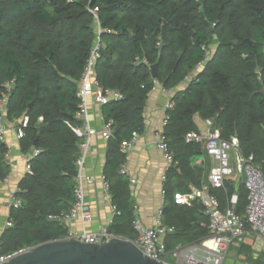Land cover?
Segmentation results:
<instances>
[{
  "label": "trees",
  "instance_id": "16d2710c",
  "mask_svg": "<svg viewBox=\"0 0 264 264\" xmlns=\"http://www.w3.org/2000/svg\"><path fill=\"white\" fill-rule=\"evenodd\" d=\"M97 36L101 50L95 79L103 90L122 95L101 106L105 123L112 122L103 167L115 208L109 232L136 237L129 181L120 172L126 161L120 143L144 128L155 63L156 81L166 90L202 65L187 87L172 95L162 132L175 163L164 182L163 207L174 235L194 240L208 231L198 224L207 219L202 203L174 201L176 192L189 191L182 178L201 184V171L191 163L202 147L185 140L187 132L197 130L195 114L212 119L222 139L237 134L242 155L252 156L264 174V0H0V91L13 81L6 118L27 117L25 126L19 124L22 149L38 138V152L16 193L21 205L11 209V225L0 236L2 254L66 234L62 222L47 218H61L72 202L81 138L71 126L81 124L77 92ZM118 123L122 126L115 131ZM6 150L0 138V180L9 173ZM231 183L224 180V188L213 191L222 207L233 191ZM246 205L242 183L236 213L243 216Z\"/></svg>",
  "mask_w": 264,
  "mask_h": 264
},
{
  "label": "built area",
  "instance_id": "2783aa9c",
  "mask_svg": "<svg viewBox=\"0 0 264 264\" xmlns=\"http://www.w3.org/2000/svg\"><path fill=\"white\" fill-rule=\"evenodd\" d=\"M92 12L95 14V10ZM100 50L101 43L99 36H97L84 67V72L80 78V87L77 92L81 101L76 116L81 121V124L71 126V129L81 138L79 144L80 153L75 159L76 175L72 192V202L63 214V219L67 224V232L63 238H74L84 243L95 244L107 242L114 237H121L109 232L107 227H102L95 231L86 230L84 227L78 230L70 227V224L77 218H80L84 225L90 221V216L87 213L84 201L83 182L85 180L91 182V178L83 177L82 168L90 139L98 133L89 123L87 95L90 92L89 80L93 73V66L99 56ZM139 59L138 56L134 57L135 61ZM153 80L155 85L159 84L156 79L153 78ZM12 84L13 81L6 82L4 90L0 91L1 139H4L5 134V127L2 121L3 114L5 113L8 92L11 90ZM95 86L97 90L94 95V100L100 105L107 103L109 100H119L122 97L118 92L109 89L103 90L99 87L96 80ZM172 107L173 102L170 99L167 100L165 110ZM166 122L167 116L165 115L164 124ZM26 123L27 117H24L21 125L25 126ZM111 125V121L105 124L104 129L100 132L103 137L108 138L111 135ZM16 132L17 138L20 139L23 135L22 128L18 127ZM138 136L139 133L133 131L129 139L123 140L120 143L121 152L126 155L127 151L133 147ZM185 140L204 144L206 154L210 156L213 164L207 176V184H204L200 189H193L188 193H175L174 201L177 204L190 205L193 199L199 197L209 220L208 235L200 242L187 243L178 245L173 249H167L164 235L172 233L175 230L173 226L163 224V207H161L157 212V222L153 226L144 225L137 218L133 219L132 229L136 234L134 243L148 257L169 264H223L231 245L241 243L249 234H258L264 238V174L260 167L253 162L252 156L244 157L238 154L239 142L237 137L233 136L229 140L222 139L220 131L217 128L208 129L204 133L189 131L185 134ZM157 146L163 152L164 156L169 161H172L171 152L162 133L159 136ZM233 153L235 154L234 161L232 160ZM9 155L10 149L7 148L4 153L5 159ZM120 172L127 175L124 166L120 168ZM231 176H242L244 178V183L247 188V205L243 216L236 213L235 206L237 199L235 196L229 200L227 208L222 209L216 196L210 193L209 190L210 187H222L224 180ZM164 177L163 174L162 178L164 179ZM130 182L134 183V180L130 178ZM20 205L21 201L13 196L8 206L12 209ZM9 225H11L10 221L7 222L6 226ZM29 248H21L7 254L0 253V264L27 251ZM168 257L171 261L167 260Z\"/></svg>",
  "mask_w": 264,
  "mask_h": 264
},
{
  "label": "crops",
  "instance_id": "0c3cea01",
  "mask_svg": "<svg viewBox=\"0 0 264 264\" xmlns=\"http://www.w3.org/2000/svg\"><path fill=\"white\" fill-rule=\"evenodd\" d=\"M201 68L202 65L198 66L190 73L189 78L181 81L173 89L166 90L161 84L154 85L153 89L148 94L144 107V128L141 132L137 131L139 136L133 147L130 148L125 155L126 161L122 166H124L126 170V176L129 181L131 198L134 203V218H137L144 225L153 226L156 224L157 212L159 208L165 206L167 201L164 192V182L167 180L169 168L172 165H175L172 153V161H169L157 146L159 136L163 132L165 126V104L167 100H171L172 95L176 91L184 90L187 87L190 78H192ZM95 80L94 73H92L89 80L90 92L87 95V106L89 123L98 131V133L90 139L82 168L83 177L91 178V182L86 180L83 182L84 201L87 213L90 216V221L84 225L82 224L81 219L77 218L70 224L72 229L78 230L84 227L89 231H95L102 227H107L111 223L115 213V208L108 193L107 182L103 175V167L108 148V138L103 137L100 133L104 129L106 123L101 113L102 105L96 103L94 100V95L97 90ZM22 119L9 121L6 118V112L3 114L2 121L5 127L3 141L6 143L7 148L10 149V155L7 159L4 157V161L9 165V173L0 180V236L7 227V222L10 221L9 217L11 208L8 206L9 202L13 196L18 198L16 193L19 190L20 182L30 171L29 160L36 154L35 151L38 150L34 144H32V147L29 149L24 150L21 148L20 139L17 138L16 131L19 124L22 122ZM193 121L197 128L195 132L198 133H204L208 129L215 128L212 119L201 118L199 114L193 116ZM200 145L203 152L199 156L192 158L191 165L200 169L202 174L201 184L195 186L189 184L188 181L182 178V181H185V184L189 187V191L185 193H188L193 189H200L204 184L208 183L207 176L210 172L213 161L210 156L206 154L204 144ZM237 152L239 155L243 156L240 149ZM234 158L235 154L233 153V161ZM163 174L165 176L164 179L162 178ZM130 178L134 180V183L130 182ZM225 180L231 181L234 188L231 195L226 198L227 201L225 206L222 207L219 203L222 209L227 208L229 200L233 196L237 199L239 187L244 183V178L242 176H231ZM244 187L247 190L245 183ZM223 188L224 185L220 188L210 187L209 190L210 193L213 194V191ZM194 200L202 203L199 197L193 199L192 202ZM191 204L188 206H191ZM204 214L207 219L198 224H200V226H206L208 229L209 220L205 210ZM59 221L66 227L67 224L64 221L63 216L59 218ZM162 222L163 224L168 225L164 221V214H162ZM174 234L175 231L164 235L167 249H173L178 245H184L187 243L200 242L207 237L208 231L206 235L198 238L196 237L197 239L194 240H190L187 235L175 236ZM223 264H264V238L258 234H249L241 243L231 245Z\"/></svg>",
  "mask_w": 264,
  "mask_h": 264
},
{
  "label": "water",
  "instance_id": "95a60500",
  "mask_svg": "<svg viewBox=\"0 0 264 264\" xmlns=\"http://www.w3.org/2000/svg\"><path fill=\"white\" fill-rule=\"evenodd\" d=\"M151 76L156 79L157 64L150 66ZM264 94V90L261 89ZM122 123H118V131ZM237 137V134H235ZM38 138L33 144L36 146ZM58 222L59 217L47 218ZM2 264H169L145 255L133 240L114 237L107 242L84 243L74 238H61L37 244Z\"/></svg>",
  "mask_w": 264,
  "mask_h": 264
},
{
  "label": "rangeland",
  "instance_id": "374dc122",
  "mask_svg": "<svg viewBox=\"0 0 264 264\" xmlns=\"http://www.w3.org/2000/svg\"><path fill=\"white\" fill-rule=\"evenodd\" d=\"M167 260H168V261H171L169 257L167 258Z\"/></svg>",
  "mask_w": 264,
  "mask_h": 264
}]
</instances>
